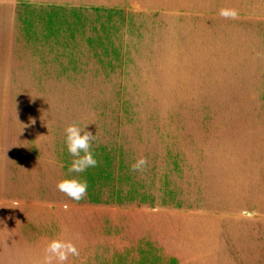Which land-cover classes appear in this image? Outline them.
I'll return each mask as SVG.
<instances>
[{"label": "crops", "instance_id": "crops-1", "mask_svg": "<svg viewBox=\"0 0 264 264\" xmlns=\"http://www.w3.org/2000/svg\"><path fill=\"white\" fill-rule=\"evenodd\" d=\"M6 2L18 0H0V20ZM68 124L95 134L97 166L71 174L87 180L80 201L56 187L70 175ZM204 126L225 132L178 133ZM148 127L167 128L171 151L162 132L148 142ZM139 157L147 164L133 171ZM3 238L10 253L0 261L10 264L42 263L53 238L79 250L65 264L264 263V111L0 109Z\"/></svg>", "mask_w": 264, "mask_h": 264}, {"label": "rangeland", "instance_id": "rangeland-1", "mask_svg": "<svg viewBox=\"0 0 264 264\" xmlns=\"http://www.w3.org/2000/svg\"><path fill=\"white\" fill-rule=\"evenodd\" d=\"M14 2L4 3L0 20V96L12 99L0 109L264 111V0ZM221 8L238 15L222 17ZM166 129L148 127L147 140L162 132L163 149L171 151ZM186 132L225 131L178 133ZM7 242L0 246L4 257Z\"/></svg>", "mask_w": 264, "mask_h": 264}, {"label": "clouds", "instance_id": "clouds-1", "mask_svg": "<svg viewBox=\"0 0 264 264\" xmlns=\"http://www.w3.org/2000/svg\"><path fill=\"white\" fill-rule=\"evenodd\" d=\"M219 15L234 19L238 13L235 9L221 8L219 9ZM86 126L82 128L77 124H68L64 129L65 147L72 157L67 168L70 175L57 181L56 187L58 191L75 201H80L85 197L88 183L85 178L71 174L84 173L90 168H95L98 163L93 152L92 143L95 139V134L87 130ZM146 164L147 160L144 157H139L130 167L133 171H143ZM61 167H63L62 163ZM44 251L45 256L42 264H53V261H55V264H65L70 255H79V250L76 245L71 240L62 238H53L49 240Z\"/></svg>", "mask_w": 264, "mask_h": 264}]
</instances>
